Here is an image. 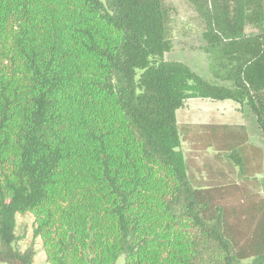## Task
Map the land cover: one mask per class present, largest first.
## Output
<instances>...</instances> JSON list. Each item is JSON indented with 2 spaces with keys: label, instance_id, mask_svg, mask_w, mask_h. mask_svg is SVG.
<instances>
[{
  "label": "trees",
  "instance_id": "16d2710c",
  "mask_svg": "<svg viewBox=\"0 0 264 264\" xmlns=\"http://www.w3.org/2000/svg\"><path fill=\"white\" fill-rule=\"evenodd\" d=\"M185 1L206 74L165 0H0V264H264V0ZM192 99L238 120L180 124Z\"/></svg>",
  "mask_w": 264,
  "mask_h": 264
},
{
  "label": "rangeland",
  "instance_id": "374dc122",
  "mask_svg": "<svg viewBox=\"0 0 264 264\" xmlns=\"http://www.w3.org/2000/svg\"><path fill=\"white\" fill-rule=\"evenodd\" d=\"M172 6L174 12V25L176 26V44L168 53L172 59L182 60L188 63L193 69L202 74L208 71V60L204 53L196 49H188L181 40L191 43V38L186 35L196 30L197 21L191 6L185 0H165ZM187 39V40H186ZM184 46V47H183ZM234 123L238 120V113L230 101H209L192 99L185 103L184 107L178 111V122L180 124H191L206 121ZM193 144L186 141L183 143V151L189 158V169L193 176L203 184H215L223 181L226 177L218 174L220 171L227 172L225 161L217 159L212 150L196 151ZM189 171V172H190ZM228 178L233 179L234 174L228 173ZM20 232H24L25 239L30 240L32 218L29 215L17 218ZM35 264H46L43 254L36 245Z\"/></svg>",
  "mask_w": 264,
  "mask_h": 264
}]
</instances>
